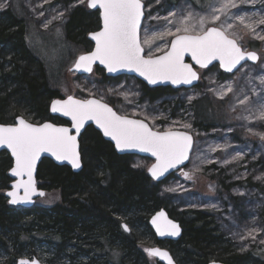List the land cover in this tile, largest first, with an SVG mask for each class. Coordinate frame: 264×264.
Masks as SVG:
<instances>
[{"label":"trees","instance_id":"trees-1","mask_svg":"<svg viewBox=\"0 0 264 264\" xmlns=\"http://www.w3.org/2000/svg\"><path fill=\"white\" fill-rule=\"evenodd\" d=\"M100 27L97 10L78 6L63 24L62 40L55 41L63 51L68 49L67 56L76 47L91 51L88 35ZM31 28L21 0H11L0 13V124L14 123L22 111L32 117V123L68 124L50 111L52 101L62 98L56 81L63 71L54 73V67L39 55ZM48 34L44 35L47 43L53 42ZM94 72L104 81L122 79L108 77L98 67ZM221 74L229 73L221 70ZM139 83L150 101L180 91ZM211 101L204 98L192 104L196 124L204 130L216 118ZM80 144L83 168L79 172L50 159L41 161L39 188L61 195L59 202L46 207L9 205L2 190L12 183L8 172L13 160L7 152L0 153V264H17L23 256L43 264H160L149 262L153 257L139 248L140 236L170 251L177 264H264L260 249L247 253L232 249L218 231L213 213L185 210L175 216L169 209L170 198L160 195V186L174 174L156 181L148 172L133 168L131 155L118 154L93 126L85 129ZM161 209L180 223L179 240H158L151 229L149 220ZM123 223H128L129 232Z\"/></svg>","mask_w":264,"mask_h":264},{"label":"rangeland","instance_id":"rangeland-1","mask_svg":"<svg viewBox=\"0 0 264 264\" xmlns=\"http://www.w3.org/2000/svg\"><path fill=\"white\" fill-rule=\"evenodd\" d=\"M21 1L32 21L31 36L39 55L55 68H52L54 73L63 71L56 81L62 98H103V102L111 104L118 114L141 118L156 131L172 129L193 135L194 149L189 164L160 186V195L170 198L169 209L173 214L177 216L185 210L213 213L218 231L232 249L240 253L256 249L264 252V139L261 138L264 136V121L257 119L261 105L264 104V84L260 82V78L264 77V40L256 38L238 20H226L221 16L215 26H220L225 20L226 24H233L234 27L229 32L242 37L238 39V43L243 51L256 52L258 60L255 63L247 62L235 73L226 75L221 74L218 65L197 69L200 79L195 87L180 89L176 93L150 101L144 97L141 84L134 77L123 76L120 80L104 81L97 72L79 75L73 70L74 64L80 55L89 50L82 46L76 47L75 53L67 56L68 49L63 51L61 45H57L55 40H62L63 24L68 15L78 6L88 8V0L82 4L79 0ZM10 2L11 0H0L5 5L0 8V13L8 8ZM143 2L145 19L141 40L146 34L151 36L167 30L174 32L189 11L206 15L209 4L219 6L216 0ZM236 4L237 7L230 10L229 16L250 17L252 21L264 17V0H236ZM255 31L264 36V25L256 26ZM46 33L51 35L53 42L47 43L44 37ZM172 38L167 36L157 39L151 48L145 45L146 55L149 51L154 56L162 54L157 48L167 51L165 45L170 47ZM58 62L59 65H56ZM229 84L233 87V92L220 98L217 93L221 86ZM124 94H127V99ZM245 95L249 102L240 104L239 99H243ZM204 98L212 100L210 103L216 108L215 122L207 130L196 124L192 106L196 100ZM19 116L32 122V117L23 111ZM131 157L132 167L146 172L154 163L146 157ZM184 173H188V176ZM9 189L2 190V193L5 194ZM60 199L59 191H48L45 196L36 200L35 205L52 206ZM126 225L130 228L128 223ZM140 239L139 248L147 254V249L158 246L145 236H140ZM149 262L157 260L151 258Z\"/></svg>","mask_w":264,"mask_h":264},{"label":"snow or ice","instance_id":"snow-or-ice-1","mask_svg":"<svg viewBox=\"0 0 264 264\" xmlns=\"http://www.w3.org/2000/svg\"><path fill=\"white\" fill-rule=\"evenodd\" d=\"M84 2L85 0H79L81 4ZM216 3L219 4L218 7L216 4L208 5L206 15L189 11L174 32L167 30L153 33L151 36L146 34L141 40V18L144 14L142 0H88V7L101 10L103 27L92 34L95 49L80 55L74 68L90 73L93 64L98 61L109 73L126 69L139 73L150 84L170 81L178 85L191 84L199 79L192 65L184 62L186 54L190 55L201 68H207L213 61H219V66L226 72H232L245 59L256 61L257 54L242 50L238 43V39L242 37L229 32L234 25L226 24V20H238L240 25L248 29L256 38L264 40V36L258 35L255 31L256 26L264 25V17L252 21L250 17L229 16L230 10L237 7L236 0H216ZM4 7L5 5L0 3V8ZM221 16L226 20L221 22L220 26H215L216 22L221 20ZM167 36L173 37L170 47L165 45L167 51L157 48V51L163 52L162 55L154 56L151 51L145 55V45L151 48L155 40ZM260 82L264 84V77L260 78ZM232 92L233 87L229 84L221 86L217 94L223 98ZM124 95L127 99V94ZM248 102L246 95L243 99H239L240 104ZM51 111L70 117L72 128L77 134L86 121H94L103 135L115 142L116 149L120 151L138 149L141 152L151 153L156 160L148 169L153 178L162 176L170 168H175L188 159L191 147L189 135L172 129L154 131L143 120L118 115L103 102V98L78 100L68 96L65 100H53ZM257 119L264 121V104L261 105ZM261 138L264 139V136ZM0 146H6L11 150L15 158V166L11 172L13 176L20 178L13 185L14 190L8 193L12 197L10 202L13 204L30 201L31 196L37 193L33 174L41 153L48 152L57 160L68 161L74 169L81 167L77 136L72 135L67 127H58L51 123L34 125L19 117L15 126L0 125ZM184 175L188 176V173ZM25 176L27 179H24ZM19 189H23V196L18 195ZM39 195L43 196L44 193L40 192ZM152 223L160 235L165 233L172 236L179 235V226L167 220L163 212L153 217ZM124 227L128 230L127 225ZM249 235L251 236L252 233L250 232ZM146 251L151 256L168 258V264H171L166 252L159 249ZM20 264H38V262L21 260Z\"/></svg>","mask_w":264,"mask_h":264},{"label":"water","instance_id":"water-1","mask_svg":"<svg viewBox=\"0 0 264 264\" xmlns=\"http://www.w3.org/2000/svg\"><path fill=\"white\" fill-rule=\"evenodd\" d=\"M142 4H143V13H144V14H143V17L141 18L140 36H141V29H142V26H143V21H144V19H145V3L143 2V0H142ZM89 9H91V10H97V11L99 12L100 22H101V27H100V29L97 30V31L91 32V33L88 35L89 40H90L91 43L93 44V48H92V50H91V51H93V50L95 49V41L92 39V34L98 32V31H100V30L102 29V27H103V22H102L101 10H100V9H98V8L93 9V8H90V7H89ZM241 48H242V47H241ZM242 50H243V49H242ZM91 51H89V52H87V53H90ZM87 53H85V54H87ZM255 53H256V52H255ZM162 54H163V53H162ZM162 54H160V55H162ZM256 54H257V53H256ZM82 55H83V54H82ZM145 55H146V53H145ZM157 56H159V55H157ZM257 57H258V54H257ZM77 59H78V58H77ZM257 60H258V59H257ZM257 60H256V61H257ZM256 61H252V60L245 59V60L241 61L239 65H237V68H236V69H233L232 72H227V73H235V72L238 71V70H239V69H240L245 63H247V62L255 63ZM184 62L187 63V64H191V65H192L193 70L197 72V74H198V76H199V79H200V74H199V72H198L197 69H206V68H201L199 65H197V64L195 63V61H193V60L191 59V56L188 55V54L185 55ZM214 65H219V61H213L211 64L208 65L207 68L212 67V66H214ZM97 67L100 68V69H102V70L105 72L106 76H108V77H112V78L123 77V76L134 77V78H136L137 80H139V81L143 82L144 84H146V85H147L148 87H150V88H155V87H170V88H173V89H191V88L195 87V86L198 84V82H199V79H198V80L193 81L191 84H178V85H176V84H172L170 81H158L156 84H150V83H149L144 77L140 76L139 73L131 72V71H128V70H126V69H122V70H119V71H117V72L109 73V72L107 71L106 67H105L104 65H101L98 61H97L96 63L93 64V69H92V72H90V73H89V72H85V71H83L82 69H81V70H76L74 67H73V70H75L79 75H91ZM220 68H221V67H220ZM221 69H222V68H221ZM222 70L225 71L224 69H222ZM225 72H226V71H225ZM74 98H75V97H74ZM65 99H67V98H59V100H65ZM75 99H78V100H85V99H79V98H75ZM89 99H97V98H93V97H92V98H89ZM55 100H57V99H55ZM104 103H106V102H104ZM107 104H108V103H107ZM108 105H109L114 111H116V110H115L110 104H108ZM50 111H51V105H50ZM51 114H52L53 116H55V117H59V118L63 119V120L66 121L68 124H64V125H63V124H55V123H53V122H51V121H45V122H43V123H41V124H35V123H32V122L26 120V119H25L24 117H22V116H18V117H16V119H15V121H14L13 124H0V125H4V126H15L16 123H17V118L22 117V118L25 119L27 122L32 123V124H34V125H42V124H44V123H51V124H53V125H55V126H58V127H67V128H69V129L71 130V134L77 136L78 151H79L80 158H81V167H80L79 169H74V168H72L71 164H70L68 161H60V160H57V159H56L51 153H48V152H43V153H41L39 159H38L37 162H36V167H35V171H34V174H33V178H34V180H35V186H36V189H37V193H36V194H33V195L31 196L30 201H27V202H18V203L13 204V203L10 202L11 199H12V197H10V196L8 195V193L14 190V189H13V185H14V184L17 182V180L20 179V178H19V177H15V176H13V175H12V172H11V169L15 166V158L12 156V154H11V150H10V149H7L6 146H0V153H1V152H7L8 154H10V156H11V158H12V160H13V166H12V168H11V169L9 170V172H8L9 177L12 179V183H11V185H10V189L7 190V191L5 192V197L8 199L9 205H11V206H13V207L30 208V207H32V206L35 205L37 199H39V198L45 196L46 191L43 190V189H40V188L38 187V179H37L38 168H39V165H40V163H41V161H42L43 159H50V160H52L55 164L60 165V166H68V167H70L74 172H79L80 170H82V168H83V160H82V155H81V144H80V138H81V135L83 134V132L85 131V129H86L88 126H93L96 130H98V131L101 133L102 137H103L105 140L111 142V143L113 144L114 148H115V151H116L118 154H120V155H131V156L138 155V156H142V157L149 158V159L153 160L154 163L156 162L155 157H153V156L151 155V153L141 152V151H139L138 149H126V150H124V151H120V150L116 149V147H115V142L112 141L110 137H105V136L103 135L102 130L98 128V126L95 124L94 121H86L85 124H84V126L81 128L79 134H77L76 131H75V129L72 128V122H71V118H70V117H66V116H64L62 113H53L52 111H51ZM117 114H118V113H117ZM118 115H120V114H118ZM129 118H130V119L143 120V119H141V118H134V117H129ZM143 121H144L145 123L148 124V122H146L145 120H143ZM148 125H149V124H148ZM149 127H151V126L149 125ZM151 128H152V127H151ZM153 130H154V129H153ZM154 131H156V130H154ZM174 131L184 132V133H186L187 135H189V136L191 137V147L189 148L188 159L185 160L183 163L177 165L175 168H170L167 172H165L162 176H160V177H158V178H153L152 175H151V173L148 171L149 175H150L154 180H156V181H160V180H162V179H164V178H167V177H169L170 175H172V174H174V173H176V172H178V171L183 170V169L189 164V161H190V158H191V155H192L193 149H194V137H193L192 134H190V133H188V132H185V131H181V130H174ZM154 163H153V164H154ZM24 179H27V177L25 176ZM40 192H43L44 195H43V196H40V195H39ZM18 195H19V196H23V195H24V191H23V189H19V190H18ZM160 212H163V213L165 214V217H166L167 220L172 221L174 224H176V225L179 226V229H180L179 235L172 236V235H169V234H167V233H165V235H160V234L157 232V230H156V226L152 223V220H153V217H156L157 214L160 213ZM125 225H126L125 223L122 225V227H123L124 230H125V227H124ZM149 225H150L151 229L153 230V232L155 233V235H156V237H157L158 240H161V241H164V240L177 241V240H179V239L181 238V236H182V232H183V230H182V227H181L180 223H179L178 221L172 219V218L169 216L168 212H167L165 209H161L160 211L156 212V213L150 218V220H149ZM127 229H128V230H125V231H126V232H129V228H128V226H127ZM149 249H159V250H161L162 252H166V253L168 254V257H170V259H171V264H177L176 261H175V259H174V257H173V255H172V254L170 253V251H168L167 249L162 248V247H159V246H154V247H151V248H149ZM148 254H149V253H148ZM150 256H151V255H150ZM152 257L155 258L160 264H168V258L160 257V256H152ZM21 260H27V261H29V262H31V261H37L38 264H42V262H41L38 258H18V260H17V264H20V261H21ZM209 264H224V263H223V262H220V261H211Z\"/></svg>","mask_w":264,"mask_h":264},{"label":"flooded vegetation","instance_id":"flooded-vegetation-1","mask_svg":"<svg viewBox=\"0 0 264 264\" xmlns=\"http://www.w3.org/2000/svg\"><path fill=\"white\" fill-rule=\"evenodd\" d=\"M249 52H251V51H249ZM259 58V57H258ZM215 66V65H214ZM219 66V65H218ZM213 67V66H212ZM209 68H211V67H209ZM219 68H220V66H219ZM207 69V68H206ZM220 70H222L221 68H220ZM39 187V186H38Z\"/></svg>","mask_w":264,"mask_h":264}]
</instances>
